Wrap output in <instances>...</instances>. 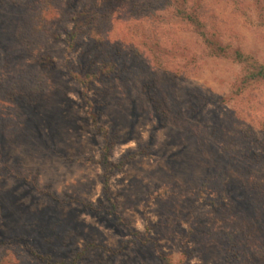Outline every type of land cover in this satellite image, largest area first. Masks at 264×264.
<instances>
[{"label": "rangeland", "instance_id": "rangeland-1", "mask_svg": "<svg viewBox=\"0 0 264 264\" xmlns=\"http://www.w3.org/2000/svg\"><path fill=\"white\" fill-rule=\"evenodd\" d=\"M260 65L264 0H0V264H264Z\"/></svg>", "mask_w": 264, "mask_h": 264}, {"label": "trees", "instance_id": "trees-1", "mask_svg": "<svg viewBox=\"0 0 264 264\" xmlns=\"http://www.w3.org/2000/svg\"><path fill=\"white\" fill-rule=\"evenodd\" d=\"M87 9V10H86ZM85 10L82 9L80 12H78V14L76 15V17H74L73 22H74V27L72 29V31L70 32V39H69V43H68V47L69 48H74V42H77L78 39L81 38V34L84 33V29L87 30L88 35L87 38H91V39H95V35L93 37H91L94 32V28L95 26L94 21L96 20H100L103 18V15H99L96 16V13H91L89 14V10L88 8H86ZM176 13L183 19H185L186 21L189 22H193V17L192 15L186 13L183 10H176ZM95 16V17H94ZM84 26V28H83ZM238 56L241 58L240 53H238ZM243 82L245 83H252V82H256V81H264V66L260 65L255 67V69L253 70H246L245 74L243 75ZM105 151H106V147H105ZM126 162V160H121L119 161V168H121L123 166V164ZM105 167L109 168V167H113L114 169L117 168V165H105ZM107 170V169H106ZM107 186V181L105 183V187Z\"/></svg>", "mask_w": 264, "mask_h": 264}]
</instances>
